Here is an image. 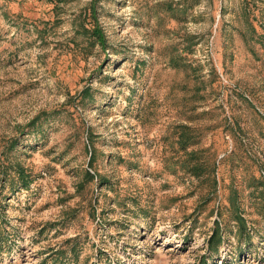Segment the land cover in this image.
<instances>
[{
  "label": "rangeland",
  "instance_id": "1",
  "mask_svg": "<svg viewBox=\"0 0 264 264\" xmlns=\"http://www.w3.org/2000/svg\"><path fill=\"white\" fill-rule=\"evenodd\" d=\"M94 1L0 0V264H264V0Z\"/></svg>",
  "mask_w": 264,
  "mask_h": 264
},
{
  "label": "trees",
  "instance_id": "2",
  "mask_svg": "<svg viewBox=\"0 0 264 264\" xmlns=\"http://www.w3.org/2000/svg\"><path fill=\"white\" fill-rule=\"evenodd\" d=\"M47 3H53V2H63V0H43ZM95 1L92 0L89 5V16L93 17L95 13ZM85 19V17H84ZM77 34H83L86 38V41L88 42V45L91 47L94 46H100L102 48L105 47V39L104 36L99 28V26L94 23L93 25L91 24L90 28L85 27L84 24L81 25L79 30H76ZM176 58H171L170 63L172 67L178 68L179 65L177 64L178 62L176 61ZM198 138L199 136L194 134V130L191 129V127L187 126H180L179 127V132H178V138H177V144L179 145V150L184 151L186 154V159L184 162H182L186 166V171H188L189 174L192 176H195L199 178L202 175L206 176V181H211L213 189L215 191V186H216V180L213 177H210V172L214 169V166L211 168L210 164L208 161H205L204 159L200 158L197 156L196 151H191L187 152V149L196 143H198ZM93 161V160H91ZM91 165V164H90ZM15 170L17 171V175L20 181V187L22 188H28L30 181L28 176L24 173V170L22 168L16 167ZM86 177L87 180L92 182L94 178L96 177L95 174H91L90 172H86ZM261 186L263 187L264 184L261 183ZM213 191V192H214ZM221 207H218L216 209V217L217 219L213 222V228L211 230V234L206 240V245L207 249L210 252V254H215L218 252L219 247L221 246L223 242V229L221 228V224L225 222V218L223 217ZM228 214V222H234L236 225V230L235 234L240 238L244 239L245 241L249 242L250 237H249V229L246 226V221L243 219L241 210L236 203L235 198L230 199V205L228 208H225ZM4 241L3 236L0 234V245ZM204 264V262H203Z\"/></svg>",
  "mask_w": 264,
  "mask_h": 264
}]
</instances>
